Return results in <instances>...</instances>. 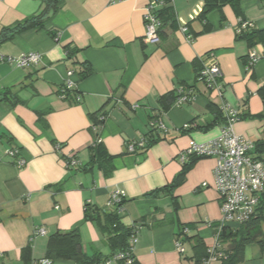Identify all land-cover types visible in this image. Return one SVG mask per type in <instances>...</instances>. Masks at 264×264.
Returning <instances> with one entry per match:
<instances>
[{"label":"crops","instance_id":"1","mask_svg":"<svg viewBox=\"0 0 264 264\" xmlns=\"http://www.w3.org/2000/svg\"><path fill=\"white\" fill-rule=\"evenodd\" d=\"M149 1L62 0L43 29L17 31L0 43V94L20 98L0 100V264H34L46 257L51 234L74 227L80 228L85 253L110 255L99 225L85 220V203L105 209L116 189L126 193L122 223L141 227L135 247L138 264H204L194 245L199 239L210 248L222 218L221 198L214 188L215 159L195 162L172 194L158 190L182 172L181 151L220 134L224 121H213L219 115L209 108L210 102L219 109L227 102L239 111L235 131L254 141L252 154L264 159V58L248 68L252 47L237 31L242 19L264 30V0H241V15L226 5L211 11L205 21L199 17L205 0H173L169 6L175 9L179 27L166 26L159 43L144 38ZM43 8L41 0H0V38L6 28ZM180 26L194 35L192 41ZM255 46L257 51L264 48L262 43ZM68 47L77 50L72 58ZM30 51L42 54L39 64L23 68L1 59V54ZM208 53L221 68L222 98L197 79L203 65L198 61ZM69 69L75 71L79 101L74 93L61 97ZM181 87L194 88L196 99L165 110L161 97L178 94ZM104 106L106 121L95 127L92 115ZM153 118L161 119L167 132H152ZM185 124L190 127L184 129ZM151 133L157 139L152 145L146 142L147 148L128 150L133 141H149ZM96 140L114 156L111 175L97 166L86 171L67 166L68 156L88 163ZM14 148L19 155L9 154ZM18 158L26 161L22 167L16 164ZM61 182L63 188L56 189ZM255 214L262 217L264 233V202ZM182 225L190 226L185 227L186 235L193 237L190 241L177 236ZM40 228L45 234L31 240ZM177 240L184 252L178 250ZM29 244L32 257L24 261L22 249ZM227 245L220 241L219 249ZM238 264H264V249L248 243Z\"/></svg>","mask_w":264,"mask_h":264},{"label":"built area","instance_id":"2","mask_svg":"<svg viewBox=\"0 0 264 264\" xmlns=\"http://www.w3.org/2000/svg\"><path fill=\"white\" fill-rule=\"evenodd\" d=\"M112 2L122 0H111ZM172 1V0H170ZM166 0H150L144 9V23L145 35L144 38L150 43H159L160 34L159 29L162 25L159 17V10L166 6ZM254 28V24L247 20H242L237 26L238 33L244 32L246 29ZM180 29L187 34L189 41L193 40L191 34L188 33L186 26H180ZM200 59L203 67L198 73L197 79L204 82L207 89L215 92L223 97V84L221 82V68L216 61L213 53ZM264 58V48L261 51L256 50V46L252 47L247 55V66L251 67L260 59ZM1 59L8 63L16 64L17 66L27 68L37 65L42 61V54L40 52L23 53L19 56L1 54ZM74 70L69 69L66 73V80L60 92L61 97L68 98L74 93L76 81L73 79ZM76 101L80 98L74 93ZM197 93L193 88L181 87L178 91L176 102L182 104L185 102L194 101ZM138 105H134V108ZM224 116L225 122L220 134L206 142H193L189 147L180 152L178 159L182 164L188 162L192 157H211L216 161L213 176L214 188L221 198V212L222 218L215 233V243L208 249L209 256L204 259V264H212L214 260L218 259L220 234L222 229L232 223L238 225L248 222L256 213L261 197L264 194V159L252 154L255 148V142L247 137L238 134L235 131V123L239 119V111L232 108L227 102H223L220 106ZM152 132H167V125L159 118H153L150 122ZM190 124H185L184 129H188ZM97 142H100L97 140ZM145 138L138 141H133L128 150H135L136 148L144 149L146 146ZM129 150V151H130ZM12 156L19 155V150L14 148L9 152ZM69 162L67 166L77 167L81 165L80 161L75 156H68ZM25 160L18 158L16 164L22 167ZM204 185H207L204 183ZM126 198V193L122 189L114 190L108 199L107 208H117L118 212L124 209L123 201ZM90 203V201H87ZM132 234L129 238L128 248L120 251L106 260L103 264H118L122 261L124 264H134L136 261L135 247L139 241L138 232L140 226L134 224L132 227ZM45 230L40 228L33 232L31 240L36 235L45 234ZM188 229L185 228V233ZM176 246L181 252L185 251L181 240L176 241ZM34 264H52L49 258H43L36 261Z\"/></svg>","mask_w":264,"mask_h":264},{"label":"trees","instance_id":"3","mask_svg":"<svg viewBox=\"0 0 264 264\" xmlns=\"http://www.w3.org/2000/svg\"><path fill=\"white\" fill-rule=\"evenodd\" d=\"M44 3V8L40 13L33 15L27 18L22 23H19L14 28H6L5 34L2 38H0V43L5 41L8 38H12L14 34L19 31H24L30 28L43 29L45 26L46 19L51 13H54L60 7V3L62 0H41ZM167 5L162 7L159 12V17L161 19V27L159 29L160 37L162 33H164L163 29L167 26L171 28L179 27L177 24L176 13L173 6H169L170 0H166ZM241 0H205L203 9L199 15L202 20H206L207 15L215 10H222L224 6L231 5L235 12L241 15ZM245 21V19H242ZM189 34H191L189 32ZM192 35V34H191ZM194 37V35H193ZM239 39H244L247 41L250 47H254L258 43H262L264 45V30L249 28L244 32L238 34ZM77 52L76 49L68 47V56L70 58ZM202 62L199 59L198 62ZM247 64V57H246ZM203 67V65H202ZM201 70V69H200ZM199 70V71H200ZM89 69L87 68L82 74L85 76L88 74ZM199 73V72H198ZM4 94H0L1 99H17L16 101H20V98L17 97L16 94L12 96ZM178 94L175 92H169L161 97L160 102L165 110L169 109L170 106L176 103V99ZM209 108L214 111V113L218 116L213 119L216 121L218 119H222L225 122V116L219 107L210 102ZM106 107L104 106L98 113L93 114V120L95 127H101L107 118L105 114ZM41 121H44V113H40ZM101 116H104L101 118ZM159 134V133H158ZM150 139L147 143L148 146L152 145L157 139H154L153 133L150 134ZM147 145L145 148H147ZM90 161L86 164H81L77 166V170H92L93 167L97 166L101 169L104 175H111L114 166L112 164L113 155L108 154L106 148L103 146L101 142H97V140L90 146ZM260 157V156H259ZM66 161L69 162V158L65 157ZM204 157H192L188 162L183 164L182 172L175 178L174 182L170 186L163 187L158 191H164L172 194L175 187H177L180 183H182L186 177L187 172L193 166L195 162ZM263 159V158H262ZM71 168V166H68ZM64 182L59 183L56 186V189H62ZM264 202V194L261 197L260 204ZM125 203V200H124ZM121 213L117 211V208H105L101 209L97 206L92 205L91 203H85V220L87 221H95L102 233L106 236V240L110 245L112 250L110 255L102 256L99 253L94 255H89L83 250V241L82 235L79 227H74L68 230H57L53 234H51L48 238L47 243V251L46 257L49 258L53 263L58 262H68L71 264H103L106 260L111 258L113 255L120 251H124L128 248L129 238L132 234V228L127 227L122 223ZM262 217L254 214L252 218L244 223L240 224L237 227H233L230 224L226 225L220 234V241L228 243L227 247L224 249H219L220 255H218V259L221 261V264H238L244 259L245 247L250 242H257L260 244L261 248L264 249V233L260 227ZM185 227H189V225L180 226L177 236H185L184 241H190L193 237L187 236L185 233ZM195 250H200L202 261L206 259L208 254V249L205 247V244L202 240H197L194 245ZM32 257V246L29 244L28 246L22 249V258L24 261L31 260ZM118 264H124L120 261ZM134 264H138L137 260Z\"/></svg>","mask_w":264,"mask_h":264},{"label":"bare ground","instance_id":"4","mask_svg":"<svg viewBox=\"0 0 264 264\" xmlns=\"http://www.w3.org/2000/svg\"><path fill=\"white\" fill-rule=\"evenodd\" d=\"M173 1V0H172ZM172 1H170V2H172ZM242 21V20H241ZM248 21V20H247ZM188 33H189V30H188ZM193 37V36H192ZM160 40H161V37H160ZM150 43V42H149ZM30 52H34V51H30ZM27 53H29V52H27ZM209 54H206L204 57H206V56H208ZM11 64V63H10ZM252 67V66H251ZM249 68V67H248ZM194 89V88H193ZM177 103V102H176ZM104 116H101V118H103ZM242 135V134H241ZM244 136V135H243ZM130 145V144H129ZM17 149V148H16ZM138 148H136L135 150H130V151H136ZM76 157V156H75ZM123 204H125L124 203V201H123ZM52 264H53V261H52Z\"/></svg>","mask_w":264,"mask_h":264},{"label":"rangeland","instance_id":"5","mask_svg":"<svg viewBox=\"0 0 264 264\" xmlns=\"http://www.w3.org/2000/svg\"><path fill=\"white\" fill-rule=\"evenodd\" d=\"M232 225H233L234 227H237V226H238V224H236V223H232Z\"/></svg>","mask_w":264,"mask_h":264}]
</instances>
